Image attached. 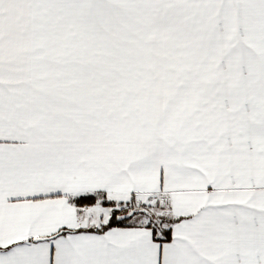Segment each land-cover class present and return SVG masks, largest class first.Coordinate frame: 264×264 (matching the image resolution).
Masks as SVG:
<instances>
[{
  "label": "snow or ice",
  "instance_id": "6c2138e0",
  "mask_svg": "<svg viewBox=\"0 0 264 264\" xmlns=\"http://www.w3.org/2000/svg\"><path fill=\"white\" fill-rule=\"evenodd\" d=\"M0 264H264V0H0Z\"/></svg>",
  "mask_w": 264,
  "mask_h": 264
}]
</instances>
